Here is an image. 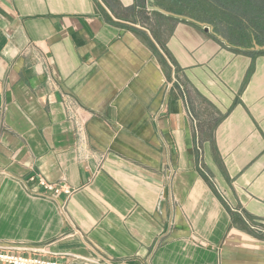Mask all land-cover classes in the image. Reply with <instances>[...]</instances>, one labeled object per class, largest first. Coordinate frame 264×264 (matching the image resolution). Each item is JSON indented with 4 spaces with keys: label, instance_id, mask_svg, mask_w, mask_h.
Instances as JSON below:
<instances>
[{
    "label": "crops",
    "instance_id": "crops-1",
    "mask_svg": "<svg viewBox=\"0 0 264 264\" xmlns=\"http://www.w3.org/2000/svg\"><path fill=\"white\" fill-rule=\"evenodd\" d=\"M153 2L0 0V242L264 264V51Z\"/></svg>",
    "mask_w": 264,
    "mask_h": 264
},
{
    "label": "rangeland",
    "instance_id": "rangeland-1",
    "mask_svg": "<svg viewBox=\"0 0 264 264\" xmlns=\"http://www.w3.org/2000/svg\"><path fill=\"white\" fill-rule=\"evenodd\" d=\"M153 1L154 7L164 9L156 3V0ZM170 2L176 6L174 14L178 19L193 23L188 20L189 18L205 24L212 33L239 47L264 48L262 41L259 42L251 27L246 25L247 28H244V31L240 30V25L242 27L243 25L240 24L241 22L238 23L236 18L235 0H170ZM182 17L187 18L182 19Z\"/></svg>",
    "mask_w": 264,
    "mask_h": 264
},
{
    "label": "built area",
    "instance_id": "built-area-1",
    "mask_svg": "<svg viewBox=\"0 0 264 264\" xmlns=\"http://www.w3.org/2000/svg\"><path fill=\"white\" fill-rule=\"evenodd\" d=\"M34 181V179H32ZM47 190L59 193L63 191L67 195L72 192L69 189L47 185L43 180L39 181ZM111 264L105 256L97 253L94 258H82L77 255L64 252H53L48 248L28 247L25 244L0 242V264Z\"/></svg>",
    "mask_w": 264,
    "mask_h": 264
},
{
    "label": "trees",
    "instance_id": "trees-1",
    "mask_svg": "<svg viewBox=\"0 0 264 264\" xmlns=\"http://www.w3.org/2000/svg\"><path fill=\"white\" fill-rule=\"evenodd\" d=\"M234 4L237 6L235 13L238 23L243 25H240V30L244 31L248 25L264 46V0H235Z\"/></svg>",
    "mask_w": 264,
    "mask_h": 264
},
{
    "label": "water",
    "instance_id": "water-1",
    "mask_svg": "<svg viewBox=\"0 0 264 264\" xmlns=\"http://www.w3.org/2000/svg\"><path fill=\"white\" fill-rule=\"evenodd\" d=\"M154 9L157 10L158 12H161V13L167 14V15H169V16L177 17L175 14H173V13H171V12H168V11H166V10H164V9H161V8H158V7H155ZM185 18H187V17H182V19H185ZM188 20H190L191 22H193V23H195V24H197V25H199V26H204V28L206 29V31H208V32L210 31V30L207 28V25L202 24V23H199V22L194 21V20L189 19V18H188ZM256 49H257V50H264V48H262V47H260V48L257 47Z\"/></svg>",
    "mask_w": 264,
    "mask_h": 264
}]
</instances>
